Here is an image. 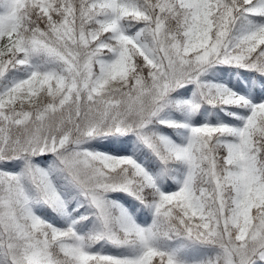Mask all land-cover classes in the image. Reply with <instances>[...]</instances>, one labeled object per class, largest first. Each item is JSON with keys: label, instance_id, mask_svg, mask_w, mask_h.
Segmentation results:
<instances>
[{"label": "snow or ice", "instance_id": "obj_1", "mask_svg": "<svg viewBox=\"0 0 264 264\" xmlns=\"http://www.w3.org/2000/svg\"><path fill=\"white\" fill-rule=\"evenodd\" d=\"M0 264H264V0H0Z\"/></svg>", "mask_w": 264, "mask_h": 264}, {"label": "trees", "instance_id": "obj_2", "mask_svg": "<svg viewBox=\"0 0 264 264\" xmlns=\"http://www.w3.org/2000/svg\"><path fill=\"white\" fill-rule=\"evenodd\" d=\"M217 78L223 79L225 82H230V86L236 89H243L245 81L243 75H237L235 69L222 68L217 70ZM115 150V149H111Z\"/></svg>", "mask_w": 264, "mask_h": 264}, {"label": "rangeland", "instance_id": "obj_3", "mask_svg": "<svg viewBox=\"0 0 264 264\" xmlns=\"http://www.w3.org/2000/svg\"><path fill=\"white\" fill-rule=\"evenodd\" d=\"M221 116H222V114H220ZM216 117H211V119H215ZM114 151V150H113ZM118 198H120V199H124L123 197H118Z\"/></svg>", "mask_w": 264, "mask_h": 264}]
</instances>
